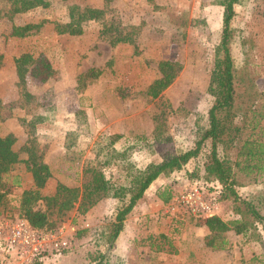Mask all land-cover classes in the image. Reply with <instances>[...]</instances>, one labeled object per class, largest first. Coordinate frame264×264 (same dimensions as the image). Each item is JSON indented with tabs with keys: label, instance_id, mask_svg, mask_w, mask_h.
I'll return each instance as SVG.
<instances>
[{
	"label": "rangeland",
	"instance_id": "obj_1",
	"mask_svg": "<svg viewBox=\"0 0 264 264\" xmlns=\"http://www.w3.org/2000/svg\"><path fill=\"white\" fill-rule=\"evenodd\" d=\"M48 2L11 18L0 17V115H7L0 121V135L12 132V148L23 158L27 152L22 146L34 141L51 170L40 188L42 195L53 194L57 182L81 185L83 170L96 152L129 142L131 161L144 165L194 144L214 100L207 86L211 69L217 66L220 0ZM71 5L78 10L103 9L104 20H83L78 34L58 33L55 25L70 20ZM111 20L116 26L132 27L134 42L112 43L114 29H106L112 27ZM26 22L42 24L24 37L10 35L12 24ZM231 29V55L238 77L244 79L237 81L238 101L245 104L246 86L254 84L264 93V0L235 2ZM25 52L49 63L46 80L29 69L21 83L14 58ZM161 60L173 62L175 77L152 96L148 86L161 75ZM90 68L97 74L84 76ZM23 90L30 95H23ZM39 114L44 119L32 126ZM260 123L264 126V115ZM209 147L206 140L178 171L152 181L110 245L106 236L114 220L115 198L104 197L85 213L74 207L52 229L33 228L19 214V196L32 184L31 172L25 162L16 163L12 173L19 174L22 183L8 187L0 198V264H264V220L246 234L224 231L220 235L226 239L224 247L212 248L206 244L209 230L204 224L211 215L193 212L178 201L181 192L198 187L203 200L213 204L212 215L225 220L249 215L245 203L224 196L221 184L205 174ZM236 151V146L226 150L231 159ZM106 173L118 180L117 166ZM234 188L264 215V176L238 172ZM167 192L170 197L164 202L160 196ZM35 207L45 209V199ZM55 217V211L49 214L50 220ZM23 228L32 230V239H39L43 247L58 240H66L67 246L60 251L42 248L20 258L5 237Z\"/></svg>",
	"mask_w": 264,
	"mask_h": 264
},
{
	"label": "trees",
	"instance_id": "obj_2",
	"mask_svg": "<svg viewBox=\"0 0 264 264\" xmlns=\"http://www.w3.org/2000/svg\"><path fill=\"white\" fill-rule=\"evenodd\" d=\"M220 1L223 12L220 39L215 52L217 66L211 69L207 86L214 100L208 110L207 125L200 130L199 138L191 147L176 153H165L160 161H150L144 165H137L131 161L129 156L131 143L129 142L120 148L112 147L101 154L96 152L94 159L83 170L84 179L81 185L70 186L57 182L54 193L44 196L40 188L51 176L48 164L43 161L41 152H37L32 140L21 148L27 152V157H20L19 152L12 148L14 134L7 132L0 135V198L8 187L21 185L22 177L12 173L14 165L21 161L26 163L27 170L31 172L32 184L23 188L19 196V214L33 228L47 226L52 229L68 210L75 207L80 213H85L100 199L113 197L117 205L114 220L106 236V243L110 245L122 230L126 215L143 196L152 181L161 174L178 171L199 153L203 143L208 140L210 142L209 159L204 164L205 174L221 184L224 196H232L235 200L245 203L247 205L245 212H249V215L242 213L241 216L238 215L229 220L218 215L205 217L204 224L209 230L205 237L206 244L212 248H223L226 239L220 235L224 231L233 229L236 233L246 234L250 227L262 223L264 215L254 203L239 197L234 184L238 172L245 176H264V126L260 123L264 115L261 109L264 104L261 97L264 93L258 91L251 83L252 85L246 86L243 91L245 104L238 101L237 81L244 79L238 77L229 46L234 4L238 0ZM48 4V0H0V17L11 18L16 13H23L39 6L46 7ZM78 8L77 5H71L70 20L56 23L55 28L58 33L78 34L82 31L83 20H104L103 9L84 7L78 10ZM41 24L42 22L12 24L10 35L24 37ZM109 27L106 29H114L112 43L134 42L133 34L136 31H133L132 27L116 26L112 20ZM2 63L3 55L0 52V66ZM14 63L21 83L29 69L40 80H46L49 75V63L42 57H33L31 53L20 54L14 58ZM158 66L161 75L148 86V93L152 96H157L175 77L173 62L170 60H161ZM96 74L97 69L90 68L84 76ZM22 94L30 95L26 90H23ZM6 116L0 115V121ZM24 119L22 117L21 120ZM43 119L44 117L39 114L34 121L32 120V126L35 125V121ZM243 129L247 130L243 133ZM230 146L237 147L235 159H231L226 152ZM114 165L117 166V176L120 181L114 180L106 173ZM160 197L166 202L170 194L169 192L166 195L161 193ZM42 198L45 199V209L35 207V203ZM53 211L56 212V217L50 220L49 214ZM250 216L251 219H249Z\"/></svg>",
	"mask_w": 264,
	"mask_h": 264
},
{
	"label": "built area",
	"instance_id": "obj_3",
	"mask_svg": "<svg viewBox=\"0 0 264 264\" xmlns=\"http://www.w3.org/2000/svg\"><path fill=\"white\" fill-rule=\"evenodd\" d=\"M201 188V187H200ZM203 193V192H202ZM198 187H193L180 193L178 201L182 202L183 205L193 212H204L206 215L213 214V204L209 201H204L202 194ZM33 231L29 228H23L21 231H12L5 238V242L9 246H16V250L20 258H26L27 252L39 251L42 248H50L55 251H60L67 246L66 240L55 241L52 246H42L40 240L37 242L32 239Z\"/></svg>",
	"mask_w": 264,
	"mask_h": 264
}]
</instances>
